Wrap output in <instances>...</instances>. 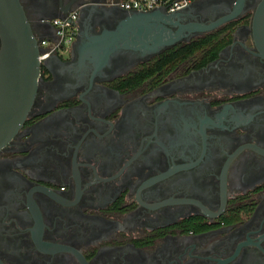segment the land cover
Wrapping results in <instances>:
<instances>
[{
	"label": "flooded vegetation",
	"instance_id": "1",
	"mask_svg": "<svg viewBox=\"0 0 264 264\" xmlns=\"http://www.w3.org/2000/svg\"><path fill=\"white\" fill-rule=\"evenodd\" d=\"M21 2L38 39L79 32L0 148V264H264V0H197L209 30L96 76L80 42L130 11Z\"/></svg>",
	"mask_w": 264,
	"mask_h": 264
},
{
	"label": "water",
	"instance_id": "2",
	"mask_svg": "<svg viewBox=\"0 0 264 264\" xmlns=\"http://www.w3.org/2000/svg\"><path fill=\"white\" fill-rule=\"evenodd\" d=\"M242 6L222 19H231ZM189 8V7H187ZM163 8L130 11L113 29L82 39L79 44L82 68L96 76L104 72L111 58L129 51L141 56L165 48L212 27L204 23H183L182 12ZM0 148L17 134L31 111L37 95L41 67L39 39L35 35L21 0H0ZM84 66V67H83Z\"/></svg>",
	"mask_w": 264,
	"mask_h": 264
},
{
	"label": "built area",
	"instance_id": "3",
	"mask_svg": "<svg viewBox=\"0 0 264 264\" xmlns=\"http://www.w3.org/2000/svg\"><path fill=\"white\" fill-rule=\"evenodd\" d=\"M195 1L197 0H109L108 4L130 11H151L163 8L168 12H176L187 8ZM52 24L54 26L53 33L39 39V59L42 63L55 52L69 50L79 32L77 12L55 18L52 20Z\"/></svg>",
	"mask_w": 264,
	"mask_h": 264
}]
</instances>
